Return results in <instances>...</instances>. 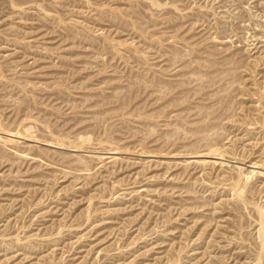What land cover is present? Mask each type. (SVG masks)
<instances>
[{
  "label": "rangeland",
  "instance_id": "rangeland-1",
  "mask_svg": "<svg viewBox=\"0 0 264 264\" xmlns=\"http://www.w3.org/2000/svg\"><path fill=\"white\" fill-rule=\"evenodd\" d=\"M0 264H264V0H0Z\"/></svg>",
  "mask_w": 264,
  "mask_h": 264
},
{
  "label": "bare ground",
  "instance_id": "bare-ground-1",
  "mask_svg": "<svg viewBox=\"0 0 264 264\" xmlns=\"http://www.w3.org/2000/svg\"><path fill=\"white\" fill-rule=\"evenodd\" d=\"M204 161V160H203Z\"/></svg>",
  "mask_w": 264,
  "mask_h": 264
}]
</instances>
